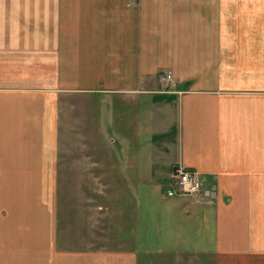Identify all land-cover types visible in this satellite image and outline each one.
Wrapping results in <instances>:
<instances>
[{"label": "crops", "instance_id": "1", "mask_svg": "<svg viewBox=\"0 0 264 264\" xmlns=\"http://www.w3.org/2000/svg\"><path fill=\"white\" fill-rule=\"evenodd\" d=\"M141 129L163 192L203 180L175 257L264 264V0H0V264H148L109 149Z\"/></svg>", "mask_w": 264, "mask_h": 264}, {"label": "rangeland", "instance_id": "2", "mask_svg": "<svg viewBox=\"0 0 264 264\" xmlns=\"http://www.w3.org/2000/svg\"><path fill=\"white\" fill-rule=\"evenodd\" d=\"M170 86L171 82L165 83L166 88ZM118 121L119 119L116 121L117 125L120 124ZM110 130H113V124ZM127 135V138H129L131 134L128 133ZM111 136H113V133ZM118 136L120 135L117 133V143L114 150L111 146L109 149L110 154L114 151L116 155V167L118 166V168L115 183L120 186L117 189L120 192L118 193L120 198H122L120 206L125 207L128 215H131L133 210L132 215L135 214L136 224L139 227L137 235H140L142 231V237L148 238L149 243H145L149 246L147 263L189 264L190 259L188 256L179 260L175 257L176 248L172 239L177 233L185 235L193 233L196 235L206 234L207 227L204 225L201 215L197 212V216L191 218L194 213L189 216V211L184 208L182 198L166 196L165 191L163 192V184H159L160 181L157 183V178L152 177L153 160L150 133H145L142 130L141 133L137 134L140 141L136 148L141 149V157L140 161L135 160V163H133L135 166H131L127 162V157L132 153L133 148L131 145L119 146L120 139ZM107 149V147L102 148L105 152H107ZM103 231L104 228L102 233ZM155 236H162L164 240L156 241Z\"/></svg>", "mask_w": 264, "mask_h": 264}, {"label": "built area", "instance_id": "3", "mask_svg": "<svg viewBox=\"0 0 264 264\" xmlns=\"http://www.w3.org/2000/svg\"><path fill=\"white\" fill-rule=\"evenodd\" d=\"M163 79L172 82L171 71L164 73ZM203 189V180L197 170L188 167L184 163H177L172 167L169 179L166 181L165 193L167 195L194 196L198 195ZM210 195L209 191L206 192Z\"/></svg>", "mask_w": 264, "mask_h": 264}]
</instances>
